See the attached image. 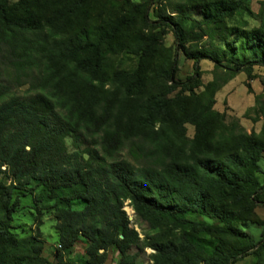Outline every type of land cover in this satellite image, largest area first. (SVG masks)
<instances>
[{
    "label": "trees",
    "instance_id": "1",
    "mask_svg": "<svg viewBox=\"0 0 264 264\" xmlns=\"http://www.w3.org/2000/svg\"><path fill=\"white\" fill-rule=\"evenodd\" d=\"M114 1L0 0V264H63L77 245L82 264H105L111 249L116 264H135L125 202L150 227L178 233L152 240L153 264H233L248 254L264 264V220L257 242L235 226L264 207V141L223 123L213 109L220 83L199 95L188 88L200 60L231 76L264 68V2L248 28L249 0ZM146 27L171 30L194 76L177 83L176 56L155 51ZM128 56L135 66L121 68ZM25 197L53 217V261L37 216L35 233L11 230Z\"/></svg>",
    "mask_w": 264,
    "mask_h": 264
},
{
    "label": "rangeland",
    "instance_id": "2",
    "mask_svg": "<svg viewBox=\"0 0 264 264\" xmlns=\"http://www.w3.org/2000/svg\"><path fill=\"white\" fill-rule=\"evenodd\" d=\"M8 1L11 4H15L19 0ZM101 1L103 0H95L97 4H99ZM131 2L138 3L140 0H131ZM261 2H264V0H249L250 9L254 15L250 17L244 14L242 16V20L247 23L248 28L258 27L259 23L256 15ZM112 3L113 6L117 7L122 2L116 0ZM149 18L153 21V17L151 15ZM164 29V32H162V29L158 27H146L144 28L143 32L145 34H153L156 36L157 45H155V51H161V54L165 57L173 58L176 56L177 70L175 79L177 83H185L188 78L194 76L193 61L185 58L180 51H176L171 30L168 28ZM228 64L229 62L227 61L222 62L221 67L233 69V66ZM119 65L121 68H131L135 66V59L132 56L124 57L122 60H120ZM196 70L198 71V81L196 84H189L188 88H190L196 95H199L200 92L203 91L205 85L213 81L220 83V88L214 96L215 104L213 109L218 114V116L222 118L223 123L227 125L232 121H237L241 128L248 135L254 134L260 140L264 141V68L253 66L250 74L237 72L233 73L231 76L230 74H224L222 69H218L219 71L216 72L214 70L213 62L209 60H200ZM216 73H221L225 76L216 79ZM154 85L157 86V82H155ZM161 87L163 88V85H161ZM25 90L26 86H23L13 89V93L16 95H21L25 92ZM178 90L179 88L177 87V91ZM185 94L188 95L189 93L186 91ZM179 106L184 107L183 104H180ZM185 130L187 138L191 139L194 135L193 126L185 125ZM67 146L69 148V142H67ZM257 166V181L259 185L264 186V152L261 153L260 159L257 162ZM123 210L127 216L130 228L136 231L139 239L140 249L136 250L133 248L132 250V253H137L135 264H153L151 257L154 255V251L152 248H150L149 244L153 239H172L178 234L177 231L171 230L168 225H165L162 222L158 223L157 227L155 228L150 227V224L146 220L141 219L134 213L128 202L124 203ZM36 216L42 223L39 227V232L41 233V238L45 242L43 256L48 258L50 261H53V255L55 249L57 248L58 239L53 228L55 222L51 214L42 212L41 215H36L32 198L25 197L21 199L20 205L13 217L11 230L12 232H17L22 236L35 233ZM246 216L249 218V220L235 223V226L241 231L247 233L253 242H257L262 237L263 226H261L260 223L264 220V207L257 203L255 204L252 213L247 214ZM191 219L197 222L203 221L208 225H218L216 220H210L205 217H192ZM83 250V245H77L73 249L72 254L63 264H82L85 259ZM253 252L254 250H251L250 253ZM191 255L188 256V259L190 260ZM117 258V253L111 249L107 254V260L105 264H116ZM233 264H256V257L254 254H248L237 259V261H235Z\"/></svg>",
    "mask_w": 264,
    "mask_h": 264
},
{
    "label": "water",
    "instance_id": "3",
    "mask_svg": "<svg viewBox=\"0 0 264 264\" xmlns=\"http://www.w3.org/2000/svg\"><path fill=\"white\" fill-rule=\"evenodd\" d=\"M120 238H122V236H120Z\"/></svg>",
    "mask_w": 264,
    "mask_h": 264
}]
</instances>
